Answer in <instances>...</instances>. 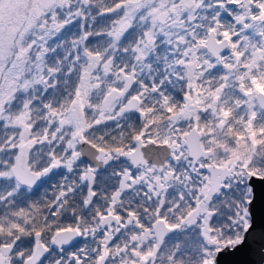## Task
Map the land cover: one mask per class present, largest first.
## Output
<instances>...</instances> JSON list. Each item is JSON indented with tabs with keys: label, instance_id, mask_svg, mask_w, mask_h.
<instances>
[{
	"label": "snow or ice",
	"instance_id": "obj_1",
	"mask_svg": "<svg viewBox=\"0 0 264 264\" xmlns=\"http://www.w3.org/2000/svg\"><path fill=\"white\" fill-rule=\"evenodd\" d=\"M261 181L264 0H0V264H218Z\"/></svg>",
	"mask_w": 264,
	"mask_h": 264
},
{
	"label": "water",
	"instance_id": "obj_2",
	"mask_svg": "<svg viewBox=\"0 0 264 264\" xmlns=\"http://www.w3.org/2000/svg\"><path fill=\"white\" fill-rule=\"evenodd\" d=\"M255 179V178H254ZM253 181V184H256ZM264 183V181H261ZM252 211L254 213V230H250L244 245L236 250H225L218 257V264H262L264 262V209L261 207L260 200L253 201Z\"/></svg>",
	"mask_w": 264,
	"mask_h": 264
},
{
	"label": "flooded vegetation",
	"instance_id": "obj_3",
	"mask_svg": "<svg viewBox=\"0 0 264 264\" xmlns=\"http://www.w3.org/2000/svg\"><path fill=\"white\" fill-rule=\"evenodd\" d=\"M263 263H264V262H263ZM263 263H262V264H263Z\"/></svg>",
	"mask_w": 264,
	"mask_h": 264
},
{
	"label": "rangeland",
	"instance_id": "obj_4",
	"mask_svg": "<svg viewBox=\"0 0 264 264\" xmlns=\"http://www.w3.org/2000/svg\"><path fill=\"white\" fill-rule=\"evenodd\" d=\"M264 264V263H263Z\"/></svg>",
	"mask_w": 264,
	"mask_h": 264
}]
</instances>
